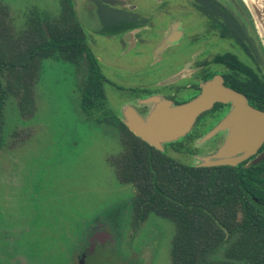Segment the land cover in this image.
Here are the masks:
<instances>
[{"label": "rangeland", "instance_id": "1", "mask_svg": "<svg viewBox=\"0 0 264 264\" xmlns=\"http://www.w3.org/2000/svg\"><path fill=\"white\" fill-rule=\"evenodd\" d=\"M97 1L71 0V7L100 73L111 82L103 85V108L90 112L81 109L75 66L58 58L39 61L30 85L32 111L20 109L19 94H9L2 102L0 264H170L173 224L153 212L134 222L136 211L131 201L136 188L119 181L114 164L123 150V132L117 123L121 122V108L143 109L127 100L131 98L125 88L133 86L139 77L152 82L167 76L174 70L177 57L164 61L168 56L165 51L164 58L154 59L149 43L122 52L113 24L115 12L108 7L116 0H107L111 4L103 0L108 6ZM223 1L229 9L217 11L216 20L230 29L226 36L234 33L238 37L232 38L239 44L237 51H232L243 56L252 72L264 75L261 35L253 16L238 0ZM132 2L139 15L150 14L147 42L161 38L172 17L181 20L182 51L189 47L188 38L197 28H208L199 15L176 13L170 6L167 13L152 14L160 11L157 0ZM180 2L185 6L188 0ZM0 3L6 7L16 33L26 27L29 18L53 20L61 11V0ZM200 21V27L194 28ZM215 28L211 27V34L222 50L228 41L219 38L220 26ZM190 136L182 140V150L165 146V153L182 163H196L195 136ZM91 237H97L94 241L100 244L82 256L83 262L78 261L81 248Z\"/></svg>", "mask_w": 264, "mask_h": 264}, {"label": "trees", "instance_id": "2", "mask_svg": "<svg viewBox=\"0 0 264 264\" xmlns=\"http://www.w3.org/2000/svg\"><path fill=\"white\" fill-rule=\"evenodd\" d=\"M194 1L204 4L205 11L215 9L216 14L226 8L223 0ZM8 17L6 7L0 3V110L7 95L19 94L20 109L32 111L30 85L39 61L46 58L75 66V86L84 112L103 108V85L109 81L85 44L71 0H61L56 19L29 18L26 27L17 33ZM217 25L222 36L230 30L226 24ZM233 35L228 33L238 38ZM232 60L233 69L244 67L235 56ZM251 76L249 85L264 100V88ZM117 123L123 132V150L114 164L116 176L136 188L131 201L136 224L148 212L173 224L170 264H264V160L248 166L182 163L167 155L165 149L156 150L142 141L120 121ZM190 137L186 134L163 146L180 151L182 140Z\"/></svg>", "mask_w": 264, "mask_h": 264}, {"label": "flooded vegetation", "instance_id": "3", "mask_svg": "<svg viewBox=\"0 0 264 264\" xmlns=\"http://www.w3.org/2000/svg\"><path fill=\"white\" fill-rule=\"evenodd\" d=\"M102 1L103 0H98L97 4H99V2L103 3ZM105 1L107 4L112 3L107 2V0ZM132 1L134 0H116L112 3L113 7L103 3L115 12L113 24L116 27V33L120 36V38L117 39L122 46V52H127L135 46H141L142 44L146 45L149 43L148 45L152 50L151 53L155 56L154 59L160 57L164 58L163 54L165 51L168 56L164 61L174 56L177 57V61L174 64V70L167 76L161 77L152 82L142 80V78L139 77L136 83H133V86L125 88L131 98L127 100L137 102V104L141 105V109L143 107V109L137 111V113H145L148 110L151 103H146L143 100L151 97L167 100L171 104L186 102L201 94L202 86L207 81H210L217 76L221 78L222 85L228 86L242 93L250 106L264 112V100L260 99V97L254 92L255 89L249 85V78L252 75V78H257L258 81H260L259 87L261 89L264 88V75L258 76L252 72L249 66L243 62V52L238 49L242 56L241 58L237 53L232 51V49H235L239 44L235 43V39H232L230 36H222L220 32L219 38L227 40L228 46H225L222 50H218L215 42V39L217 38H215L214 33L211 34V27L215 28L217 24L221 23L216 20L217 14L215 9L205 11L203 8L204 4H198L194 0H188V2L185 3V6H183L184 4H181L180 0L174 2L171 0H157L160 11H155L152 14L155 15L161 12L167 13L170 10V6L176 13L190 12L194 15H199L200 20L204 22V26L210 28L209 33H206L205 30L208 28H204L203 30L202 28H197L192 34V38H188V41L191 42L189 43V47L185 51H182L180 49V41L184 38H180L181 20L172 17L168 26L163 29L162 37L153 43L147 42L148 38L146 36V31L150 26V14L139 15L133 4L134 2ZM226 8L228 7L226 6ZM202 10L204 12H202ZM201 16L204 18L202 19ZM200 23L201 21L196 23L193 27H198ZM228 38L231 40L229 41ZM207 39L209 42H207ZM136 53L140 55L138 51H136ZM233 56L244 65L242 69H233ZM108 83L111 82L109 81ZM115 87H118L120 91L123 90L122 86L115 84ZM230 108L231 106L229 102H213L208 108L195 116L190 129L186 133L189 135L194 134L195 136V154L210 155L221 145L224 138L227 136V127L218 129L207 138H204V135L220 122V120L229 112ZM262 150H264V140L254 154L243 159L239 163H242L243 166L260 163L264 159L256 163H253L252 161ZM94 239L98 241L97 237H91L87 240L88 242L86 243V246L81 248L78 261L81 260V262H83L84 257L82 258V256L86 255L89 251L94 250L96 243L100 244V242H96Z\"/></svg>", "mask_w": 264, "mask_h": 264}, {"label": "water", "instance_id": "4", "mask_svg": "<svg viewBox=\"0 0 264 264\" xmlns=\"http://www.w3.org/2000/svg\"><path fill=\"white\" fill-rule=\"evenodd\" d=\"M241 2L246 5L250 13L248 14L255 20L261 35L264 56V0H260L261 6L250 4L247 0ZM143 101L151 103L144 115L137 113L131 106H124L121 108V122L131 133L159 151L164 149L165 143L184 136L195 116L213 102L230 103L229 112L204 135V138L226 127L227 136L212 154L198 155V161L193 164L195 166H234L254 154L264 140V112L250 106L242 93L222 85L219 76L207 81L202 86L201 94L180 104H171L156 97ZM262 159L264 150L252 162L256 163Z\"/></svg>", "mask_w": 264, "mask_h": 264}, {"label": "bare ground", "instance_id": "5", "mask_svg": "<svg viewBox=\"0 0 264 264\" xmlns=\"http://www.w3.org/2000/svg\"><path fill=\"white\" fill-rule=\"evenodd\" d=\"M250 2V4H253L255 6H261L260 0H247ZM248 3V2H247Z\"/></svg>", "mask_w": 264, "mask_h": 264}]
</instances>
